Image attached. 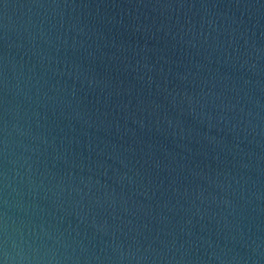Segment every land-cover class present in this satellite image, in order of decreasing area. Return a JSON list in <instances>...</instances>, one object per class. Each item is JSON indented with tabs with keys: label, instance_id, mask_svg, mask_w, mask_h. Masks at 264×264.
Wrapping results in <instances>:
<instances>
[{
	"label": "water",
	"instance_id": "obj_1",
	"mask_svg": "<svg viewBox=\"0 0 264 264\" xmlns=\"http://www.w3.org/2000/svg\"><path fill=\"white\" fill-rule=\"evenodd\" d=\"M0 264H210L28 0H0Z\"/></svg>",
	"mask_w": 264,
	"mask_h": 264
}]
</instances>
